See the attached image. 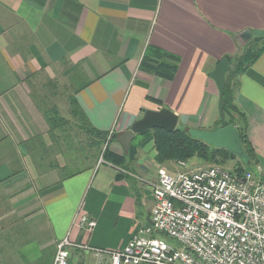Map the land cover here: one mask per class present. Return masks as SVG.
I'll return each mask as SVG.
<instances>
[{"label":"crops","instance_id":"crops-1","mask_svg":"<svg viewBox=\"0 0 264 264\" xmlns=\"http://www.w3.org/2000/svg\"><path fill=\"white\" fill-rule=\"evenodd\" d=\"M245 30L248 43L264 37V0H0V264H52L65 238L96 249L124 247L154 206L143 180L177 163H158L150 142L127 169L101 157L71 175L70 155L54 145L32 98L36 78L69 81L80 63L88 84L77 99L98 129L115 127L110 149L123 155L118 138L148 109L168 108L189 129L219 125V89L209 74L242 51L238 35ZM148 45L181 57L173 80L139 69ZM237 81L236 101L264 167V50ZM37 135L49 148L40 147L38 164L27 146ZM201 163L193 157L182 168ZM80 209L96 220L91 232L73 225ZM108 262L83 247L70 250L69 264Z\"/></svg>","mask_w":264,"mask_h":264},{"label":"built area","instance_id":"built-area-1","mask_svg":"<svg viewBox=\"0 0 264 264\" xmlns=\"http://www.w3.org/2000/svg\"><path fill=\"white\" fill-rule=\"evenodd\" d=\"M143 181L154 198L150 220L134 224L124 247L96 249L65 238L52 264H69L70 250L80 247L107 255L108 264H264L261 164L242 174L220 165L173 173L160 167ZM73 225L91 232L96 220L80 209Z\"/></svg>","mask_w":264,"mask_h":264},{"label":"trees","instance_id":"trees-1","mask_svg":"<svg viewBox=\"0 0 264 264\" xmlns=\"http://www.w3.org/2000/svg\"><path fill=\"white\" fill-rule=\"evenodd\" d=\"M263 50L264 37L258 36L246 44L236 56L226 57L231 64V68L226 74L224 82V116L220 118L219 125L215 129L233 124L240 136L241 153H235L224 147L209 145L192 136L189 133V128L182 125L177 126L173 131L154 128L144 134H139L132 140L127 153L123 155L114 153L110 149V143L117 135H110L109 132L94 126L77 99L76 94L88 84L82 76L80 63L73 64L67 73L72 85V91L68 96L69 118L61 114L59 106L52 101L51 95L55 92L54 90L51 92L46 90L44 93H40L38 89L32 88L31 94L36 106L48 123L49 134L54 145L59 146L61 152L66 156L69 155L67 153L72 152V159L70 158L71 175L90 167L92 163L97 162L101 157L112 165L127 169L131 162L136 160L138 148L146 146L150 142H153L157 151L156 161L158 163L188 162L193 157H198L206 162L208 166L220 165L226 168L229 162L236 161L233 166L234 173L242 174L247 170H254L259 164V160L248 135V116L236 101L237 77L255 62ZM180 61L181 57L179 55L155 45H148L141 59L139 69L171 81L176 76ZM49 82H51L52 88H58V81ZM151 99L163 105L160 100ZM83 133L85 138L82 140L80 135ZM27 146L30 147L37 164V153L41 155L40 147H45V151L49 149L41 135L29 139ZM56 166H58L57 163ZM121 176L122 174L118 175V177Z\"/></svg>","mask_w":264,"mask_h":264},{"label":"water","instance_id":"water-1","mask_svg":"<svg viewBox=\"0 0 264 264\" xmlns=\"http://www.w3.org/2000/svg\"><path fill=\"white\" fill-rule=\"evenodd\" d=\"M252 38V33L245 30L238 35V42L241 45H246ZM231 68V64L227 58L221 59L214 69L210 72V77L213 78L219 89V110L221 117L224 116L223 99H224V82L226 74ZM179 117L176 113L168 108H160L158 110L148 109L143 116L135 121L129 129L124 131L118 138L122 144L124 151L128 152L131 141L139 134H144L154 128L166 129L173 131L178 126ZM189 133L209 145L215 147H224L235 153H241V142L237 128L233 124L220 126L214 130L206 129H189Z\"/></svg>","mask_w":264,"mask_h":264},{"label":"rangeland","instance_id":"rangeland-1","mask_svg":"<svg viewBox=\"0 0 264 264\" xmlns=\"http://www.w3.org/2000/svg\"><path fill=\"white\" fill-rule=\"evenodd\" d=\"M48 77L49 76L47 74H44V75H41L38 78H36L37 80L35 81V84L32 85V88L33 89H38V91L40 93H44L46 90H48L49 92L54 90L55 92L52 93V95H51L52 96V101L59 106L61 114H63L64 116L69 118L70 114H69V99H68V96H69V94L72 91V85L70 84V82L65 77L64 78L61 77L59 79L58 88L54 89V88L51 87V82H49V81H54L55 79H58V78L50 79ZM80 138L83 140L85 138V134L84 133L81 134ZM68 154L70 155V158L72 159V152H69ZM239 160H240V158H239ZM201 161H202V163H201L202 165L201 166H203V167H207L208 166V164L206 162H204L203 160H201ZM235 163H236V161L229 162L228 165L226 166V169L228 171L234 173L233 166H234ZM180 170H183V168L176 163V164H174V169H170V172L173 173V172H177V171H180ZM134 224H136V223H134ZM168 240H170V239H168ZM170 241L173 242L172 239Z\"/></svg>","mask_w":264,"mask_h":264}]
</instances>
